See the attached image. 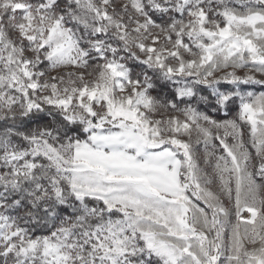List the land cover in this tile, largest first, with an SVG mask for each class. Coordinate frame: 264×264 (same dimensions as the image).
Listing matches in <instances>:
<instances>
[{
    "label": "snow or ice",
    "instance_id": "1",
    "mask_svg": "<svg viewBox=\"0 0 264 264\" xmlns=\"http://www.w3.org/2000/svg\"><path fill=\"white\" fill-rule=\"evenodd\" d=\"M0 264H264V0H0Z\"/></svg>",
    "mask_w": 264,
    "mask_h": 264
}]
</instances>
